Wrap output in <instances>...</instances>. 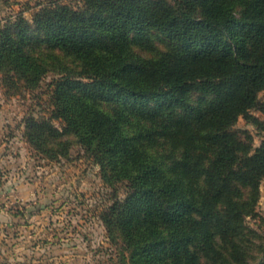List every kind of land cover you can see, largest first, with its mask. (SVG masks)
<instances>
[{
    "label": "trees",
    "instance_id": "1",
    "mask_svg": "<svg viewBox=\"0 0 264 264\" xmlns=\"http://www.w3.org/2000/svg\"><path fill=\"white\" fill-rule=\"evenodd\" d=\"M33 22L21 14L0 19V69L15 87L21 82L30 90L57 73L49 84L51 114L64 126L29 116L26 137L56 158L68 150L62 138L71 134L108 184H125V198H117L104 220L120 230L134 264H206L195 244L210 260L227 252L234 264H248L237 241L244 222L238 186L260 187L264 142L241 158L228 129L252 109L264 114V0H176L173 7L165 0H84L82 9L50 0ZM147 30L175 43L157 58L140 57L129 34ZM196 92L214 98L191 118ZM129 99L139 113L158 116L150 100L170 111L186 107L183 118L169 117L172 137L185 147L177 177L130 135L124 111L109 113L97 104ZM205 143L218 151L208 166L194 154ZM186 177H203L204 188L190 187Z\"/></svg>",
    "mask_w": 264,
    "mask_h": 264
},
{
    "label": "rangeland",
    "instance_id": "2",
    "mask_svg": "<svg viewBox=\"0 0 264 264\" xmlns=\"http://www.w3.org/2000/svg\"><path fill=\"white\" fill-rule=\"evenodd\" d=\"M47 1L0 0V19L13 21L21 14L33 25L35 14ZM165 1L173 7L176 0ZM60 2L75 9L84 6V0ZM129 37L132 52L146 59L159 57L175 43L155 30L131 32ZM66 62L79 70L78 62L69 58ZM58 76L51 71L39 88L30 90L21 82L15 87L0 69V264H134L133 251L120 230L109 228L104 220L117 198H125V184H108L95 158L71 134L62 138L68 150L56 158L36 149L26 137L29 116L49 119L63 129V121L51 114L49 84ZM213 98L211 94H191L189 103L196 109L191 118ZM97 104L109 113L124 111L127 131L156 157L158 165L172 177L182 173L185 147L172 137L175 129L169 123L187 115L186 107L170 111L163 103L150 100L149 110H161L158 116L143 108L139 113V106H133L130 99L98 100ZM145 128L151 130L153 140L145 136ZM228 131L240 142L241 158L253 155L264 142V114L252 109ZM205 144L194 154H201L200 161L208 166L218 151ZM187 182L190 187L204 188L203 177H186ZM238 192L244 222L237 241L246 262L259 264L264 259V179L257 190L239 185ZM194 249L206 264H234L227 252L224 259L214 261L202 254L198 244Z\"/></svg>",
    "mask_w": 264,
    "mask_h": 264
}]
</instances>
